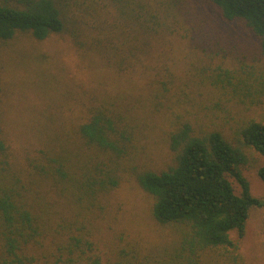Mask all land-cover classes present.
<instances>
[{"label": "rangeland", "instance_id": "obj_1", "mask_svg": "<svg viewBox=\"0 0 264 264\" xmlns=\"http://www.w3.org/2000/svg\"><path fill=\"white\" fill-rule=\"evenodd\" d=\"M185 3L186 11H175L174 33L154 37L142 52V62L129 72L119 73L100 54L77 49L66 34L40 41L19 33L0 41V136L13 168L28 179L30 159L45 153L68 155L74 162L86 157L89 146L78 127L94 100L115 103L134 130L118 164L119 185L102 194L97 206L72 207L52 185L34 184L37 192L27 198L51 227L27 251L36 264H55L72 249L76 256L83 250L101 264H172L178 228L155 221L154 197L140 186L137 173L172 163L169 135L183 118L196 132L218 130L232 143L245 124L264 121V98L242 103L220 82L244 72L264 76L258 38L243 22L225 20L208 0ZM245 151L243 172L250 191L264 199L258 175L263 161L253 149ZM230 181L240 195V185ZM72 235L83 239L80 247L72 245ZM230 237L239 244L241 264H264V208L250 210L242 238L236 231ZM2 256L0 245V263ZM202 259L233 264L224 249L204 253ZM77 264H90L89 258Z\"/></svg>", "mask_w": 264, "mask_h": 264}, {"label": "trees", "instance_id": "obj_2", "mask_svg": "<svg viewBox=\"0 0 264 264\" xmlns=\"http://www.w3.org/2000/svg\"><path fill=\"white\" fill-rule=\"evenodd\" d=\"M186 0H0V41L19 33L45 41L54 35H68L77 49L98 53L119 73L133 71L142 62L143 51L154 37L175 31V11L187 10ZM225 20L241 21L258 38L264 55V0H208ZM242 103L264 98V76L242 73L220 80ZM116 104L97 99L88 108L78 133L89 153L74 162L68 155L47 154L30 159L29 173L16 171L8 146L0 136V264H36L27 251L44 237L50 226L34 212L27 194L37 192L34 184L52 185L57 193L78 209L99 204L102 194L119 185V162L134 139L127 115ZM234 143L218 130L199 131L188 119L170 132L172 163L166 169L144 168L137 173L140 186L154 197L152 215L163 226L178 228L180 240L172 264H208L204 253L224 249L233 264H241L239 238L246 232L250 210L264 208V199L252 195L243 168L248 163L245 149H253L263 163L258 170L264 182V121H250L237 130ZM57 152V151H56ZM80 163V164H79ZM241 187L235 193L230 181ZM78 248L83 239L72 235ZM87 244L88 241H85ZM89 244V243H88ZM70 251L55 264H77L93 257ZM85 258H84V257Z\"/></svg>", "mask_w": 264, "mask_h": 264}]
</instances>
